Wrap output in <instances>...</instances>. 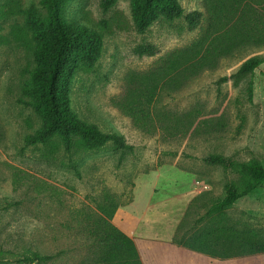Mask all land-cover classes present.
Instances as JSON below:
<instances>
[{
    "label": "rangeland",
    "instance_id": "rangeland-1",
    "mask_svg": "<svg viewBox=\"0 0 264 264\" xmlns=\"http://www.w3.org/2000/svg\"><path fill=\"white\" fill-rule=\"evenodd\" d=\"M41 1L0 0V264H33L24 260L33 251L53 255L47 264H92L94 247L85 215L97 217L105 192L121 204L134 198L136 206L144 207L155 188L136 231V237L153 240L174 234L187 199L199 194L177 243L203 232L209 219L199 218L224 196L226 184L237 178L204 159L218 154L241 163L258 160L264 166V64L253 74L218 83L237 74L247 60H264V45H245L222 56L178 91L161 92L154 105L158 126L142 131L117 104L127 79L158 68L169 52L196 44L207 24L181 31L183 20H160L141 35L134 26L131 0H118L106 13L102 0L71 1L64 9L66 20L96 31L103 39L100 59L75 77L72 107L82 120L105 133L122 135L134 149L121 152L107 147L91 153L76 146L66 152L58 140L27 147L26 137L41 121L18 102L34 67V43L23 11L34 6L46 17ZM180 3L186 13L206 12L205 0ZM256 11L264 22V10L257 7ZM146 43L156 45L158 54H136ZM197 182L208 190L200 191ZM225 216L221 223L254 229L264 236V188L237 200ZM190 260L191 264H264V254L229 260L191 254Z\"/></svg>",
    "mask_w": 264,
    "mask_h": 264
},
{
    "label": "trees",
    "instance_id": "trees-1",
    "mask_svg": "<svg viewBox=\"0 0 264 264\" xmlns=\"http://www.w3.org/2000/svg\"><path fill=\"white\" fill-rule=\"evenodd\" d=\"M71 1L74 0H42V7L46 10L44 18L34 6L23 11L25 27L34 43V67L29 71L23 96L18 102L32 109L41 121L40 127L26 137L25 145H47L58 140L66 152L76 146L91 153L102 152L107 147L132 152L133 146L122 135L103 132L97 125L82 120L72 107L75 77L81 69L93 67L100 59L103 39L96 31L66 20L64 9ZM117 1L102 0L103 12L111 10ZM257 7L264 10V0H205V13H186L180 0H131L134 26L141 35L160 20H183L181 31H194L207 24V31L196 44L185 50L169 52L156 69L129 76L124 96L117 104L134 126L142 131L158 126L154 105L161 92L178 91L192 78L213 68L222 56L245 45H264V22L256 11ZM135 52L139 56H154L159 50L156 45L146 43ZM263 64L261 58L249 59L237 74L225 76L218 83L253 74ZM164 120H168V116ZM204 160L221 166L237 178L226 184L224 196L199 218V221L209 219L206 229L180 243L193 252L219 260L264 254V236L257 230L240 229L234 223L220 221L221 217L226 219L227 211L237 200L264 188V166L258 160L241 163L218 154ZM73 169L80 175L75 165ZM121 205L115 195L105 192L102 202L97 205V217L85 215L87 236L94 247L92 264H143L135 241L113 224ZM183 223L184 220L179 231ZM53 258V255L33 251L24 260L26 263L47 264Z\"/></svg>",
    "mask_w": 264,
    "mask_h": 264
},
{
    "label": "crops",
    "instance_id": "crops-1",
    "mask_svg": "<svg viewBox=\"0 0 264 264\" xmlns=\"http://www.w3.org/2000/svg\"><path fill=\"white\" fill-rule=\"evenodd\" d=\"M155 192L156 189L154 188L151 196L148 198L149 202L144 207L136 206L134 198H131V201L123 203L113 218V224L135 241L143 264H191V254H203L193 252L184 247L182 243H177V237L179 226L185 219L191 203L194 199L199 198L200 195L195 194L192 198L187 199V203L183 207L181 219L173 232L174 234H170L169 238L162 240L158 237V239L153 240L147 237H136L139 223L142 217L145 216V212L150 208ZM177 253H180V255ZM203 256L205 257L206 255Z\"/></svg>",
    "mask_w": 264,
    "mask_h": 264
},
{
    "label": "built area",
    "instance_id": "built-area-1",
    "mask_svg": "<svg viewBox=\"0 0 264 264\" xmlns=\"http://www.w3.org/2000/svg\"><path fill=\"white\" fill-rule=\"evenodd\" d=\"M196 185L200 189V191H206V190H208V186L204 185L203 183L197 182Z\"/></svg>",
    "mask_w": 264,
    "mask_h": 264
}]
</instances>
